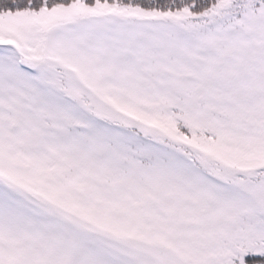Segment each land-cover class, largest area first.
<instances>
[{"label":"snow or ice","instance_id":"1","mask_svg":"<svg viewBox=\"0 0 264 264\" xmlns=\"http://www.w3.org/2000/svg\"><path fill=\"white\" fill-rule=\"evenodd\" d=\"M0 264H264V0H0Z\"/></svg>","mask_w":264,"mask_h":264}]
</instances>
